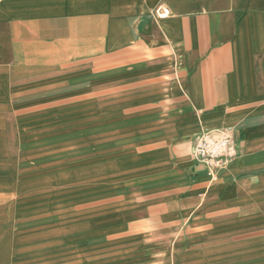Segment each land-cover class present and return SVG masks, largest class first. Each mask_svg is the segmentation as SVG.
<instances>
[{
  "label": "crops",
  "instance_id": "0c3cea01",
  "mask_svg": "<svg viewBox=\"0 0 264 264\" xmlns=\"http://www.w3.org/2000/svg\"><path fill=\"white\" fill-rule=\"evenodd\" d=\"M78 87L130 100L112 130L140 159L101 183L121 224L97 241L21 186L43 101L73 100L47 92ZM222 129L238 156L211 175L194 150ZM0 264H264V0H0Z\"/></svg>",
  "mask_w": 264,
  "mask_h": 264
},
{
  "label": "rangeland",
  "instance_id": "374dc122",
  "mask_svg": "<svg viewBox=\"0 0 264 264\" xmlns=\"http://www.w3.org/2000/svg\"><path fill=\"white\" fill-rule=\"evenodd\" d=\"M60 92L47 94H59V98L69 94L73 100L43 101L56 104L57 108L39 117L42 131L35 133L34 138L26 133L25 140L35 139L41 144L42 156L35 164L20 166L25 169L21 186L56 194L52 198L54 202L49 204L52 209H36L33 220L46 217L38 223L61 225L70 220L60 216L65 214L64 205L70 203L74 206V230H80L81 221L90 218V238L97 241L93 239L97 235L107 237L119 232L115 225L121 224L119 217L109 213L120 198L113 196L114 190L102 189L101 183L117 175L122 178V171L129 173L140 163L131 148L129 133L112 130L114 126L129 124L131 102L119 97L92 96L81 87ZM129 188L123 187L122 194ZM85 209L89 210L90 217L82 213ZM99 212H105V218L102 219Z\"/></svg>",
  "mask_w": 264,
  "mask_h": 264
},
{
  "label": "built area",
  "instance_id": "2783aa9c",
  "mask_svg": "<svg viewBox=\"0 0 264 264\" xmlns=\"http://www.w3.org/2000/svg\"><path fill=\"white\" fill-rule=\"evenodd\" d=\"M157 13L160 18L169 15L167 11ZM194 155L198 163L204 164L209 173L215 175L237 158L238 151L230 131L222 129L202 134L196 143Z\"/></svg>",
  "mask_w": 264,
  "mask_h": 264
}]
</instances>
